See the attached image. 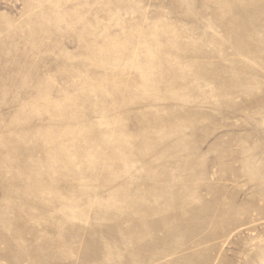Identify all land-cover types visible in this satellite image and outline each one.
I'll return each instance as SVG.
<instances>
[{
    "label": "rangeland",
    "instance_id": "1",
    "mask_svg": "<svg viewBox=\"0 0 264 264\" xmlns=\"http://www.w3.org/2000/svg\"><path fill=\"white\" fill-rule=\"evenodd\" d=\"M0 264H264V0H0Z\"/></svg>",
    "mask_w": 264,
    "mask_h": 264
}]
</instances>
